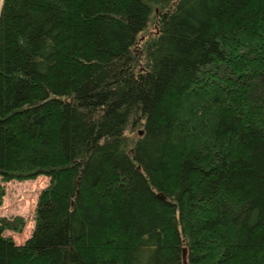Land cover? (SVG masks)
<instances>
[{
    "label": "trees",
    "instance_id": "1",
    "mask_svg": "<svg viewBox=\"0 0 264 264\" xmlns=\"http://www.w3.org/2000/svg\"><path fill=\"white\" fill-rule=\"evenodd\" d=\"M39 176L0 264H264V0H1L0 207Z\"/></svg>",
    "mask_w": 264,
    "mask_h": 264
},
{
    "label": "rangeland",
    "instance_id": "2",
    "mask_svg": "<svg viewBox=\"0 0 264 264\" xmlns=\"http://www.w3.org/2000/svg\"><path fill=\"white\" fill-rule=\"evenodd\" d=\"M149 30L150 33L155 31L154 28H150ZM48 183V178L39 176L32 180H13L4 186L6 193L3 198V204L0 207V218L12 219L15 217H23L25 220V228L22 233L14 231H8L6 233L13 237L18 244H23L32 234L34 228V212L39 194Z\"/></svg>",
    "mask_w": 264,
    "mask_h": 264
},
{
    "label": "water",
    "instance_id": "3",
    "mask_svg": "<svg viewBox=\"0 0 264 264\" xmlns=\"http://www.w3.org/2000/svg\"><path fill=\"white\" fill-rule=\"evenodd\" d=\"M184 255H186V250L184 249Z\"/></svg>",
    "mask_w": 264,
    "mask_h": 264
}]
</instances>
